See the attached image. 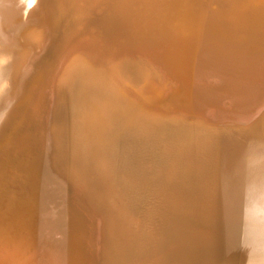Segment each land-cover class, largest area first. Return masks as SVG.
<instances>
[{
    "label": "bare ground",
    "instance_id": "6f19581e",
    "mask_svg": "<svg viewBox=\"0 0 264 264\" xmlns=\"http://www.w3.org/2000/svg\"><path fill=\"white\" fill-rule=\"evenodd\" d=\"M41 3L42 0H0V116L14 105L18 109H21L18 105L23 101L22 99L26 100L24 103L28 102V111H26L28 115H23L26 118L28 116V121H26V124L20 125L24 121L20 122L18 116L19 122H17L20 123V129L15 134L17 135V140L12 138L16 140L18 148L20 146L24 147V149L28 147V142L31 141V138L35 137L32 136L33 132L37 127V123H39L38 121L41 120L40 117L44 116L43 124L46 126L45 130H47L46 133L50 137L49 140L53 144L52 158L54 166L60 169V171L66 172L68 177L73 182L76 181L79 186L81 182L82 184L85 183L83 186L86 189L88 186L91 190L90 193L93 192L95 195L93 196L97 201V206L95 205L96 211L104 214L101 240L95 239L88 232L80 233L79 237L82 241L79 242L80 245L75 242L76 240L71 241V238L68 239L67 244L72 243L71 245L77 248V254L80 253L79 256H75V252L73 260L72 256L62 252H58L59 255L54 253L53 255L50 253L53 251H50V248H48L49 250H45L43 254L42 252L35 253L33 252L34 244L32 242V244L28 242L27 244L23 241V238L16 237L15 239L12 237L7 245L4 246L5 248L0 251V264H25L26 261L29 263V260H35L36 264H66L68 260L73 261V264H77L78 262L85 264L86 260L89 259L90 261L93 258L96 262L100 250L101 255H103L102 257H105L101 261V264H144L149 256L151 257L156 247L161 244L159 242L161 239L159 238L160 233L164 228L173 225L168 215V218L162 221L166 214V209L170 210V212L173 210V216L180 219L181 228L184 225V229L192 241L196 242V240H200L201 242L203 240L208 243H215L217 240H226L227 244H229L230 242L228 243V241L233 240H236L235 242L237 243V239L252 240V238H259L258 240H263L264 242V114H261L260 110L255 113L251 112L253 105H250L254 103L255 98L251 100V98H248V94L239 92L241 89L235 86L236 82L232 80L233 77H231L232 79L230 78L231 80L224 81L230 73L226 76L222 72H213L214 68L211 71H203V67H201L202 70L200 65L194 62V60L192 66L189 65V67L191 66L189 69L173 66L178 61L176 60V55L178 53L179 56L180 50H177V53L176 51L174 52L175 62L169 64V62H165V52L163 53L167 48L155 50L150 48V45V47L142 48L141 46L143 45L141 44L139 45L141 48H129L119 51V49H112V46L109 45V40L102 38L103 36L101 37L100 34L88 33L89 35L85 36L87 34L85 32L84 36L76 40L65 53L60 54L52 46V42L56 41L53 38L54 34H57L53 29L55 28L53 26L55 22L54 16H50L52 14L46 15L41 8ZM56 14L59 15L58 13ZM117 31L114 34H118L116 33ZM165 31L163 32L165 33ZM169 35L170 33L168 32ZM108 36L111 37V34ZM155 38L157 37L155 36ZM175 38L174 40H176ZM58 39L61 38L59 37ZM64 40L66 39L64 38ZM144 40H146V36ZM139 43L137 42L136 47ZM171 43H174V41ZM59 44L61 43L59 42ZM164 45L167 46L168 44ZM218 49L216 50L218 51ZM184 50L182 49V54ZM227 50L229 51L230 48ZM244 50L246 49L244 48ZM229 52L231 53V50ZM124 57L129 58V64L126 65L120 61ZM190 58L192 59V57ZM230 58H232L233 62L234 58ZM260 58L258 61H260ZM262 58L264 61L263 56ZM203 59H200V61ZM238 59V61H242L240 56H238ZM53 61L55 62L53 63ZM238 61L235 60V62ZM256 64L259 63L257 62ZM231 65L229 66L231 67ZM237 66H239V63ZM261 66L263 67H261L263 77L264 64ZM248 69L250 70V68ZM232 73L234 74V72ZM253 80L256 81L255 79ZM244 84L246 83L244 82ZM34 91H38L37 97H41L43 100L40 101L46 103L47 113L42 116V106L44 104L41 106L42 103H38L34 97L35 94L33 95L34 98L32 97ZM220 108L223 109L221 110ZM7 113L9 114V112ZM21 113L19 114L22 115ZM13 114L15 113L12 112ZM258 116L259 118H257ZM43 124L40 126L43 127ZM42 127L39 128L43 132L44 129ZM3 129L5 130V127ZM4 130L1 131L4 132ZM40 144L42 145V142ZM35 146L38 147V145ZM39 151L41 153L42 148ZM36 153L34 154L36 155ZM190 159L200 160V166L196 163L198 166V168L195 166L196 169L186 167L185 162L190 161ZM39 164L37 165L39 166ZM18 167V170H20V166ZM17 168H12V170L15 169L16 171ZM44 170L41 172H45ZM15 171L13 172L14 174ZM18 173L16 172V175ZM9 174L5 173L6 176ZM89 175H92L94 178L90 180L88 178ZM29 177L32 178V175H29ZM86 178L90 181H87ZM11 180L13 179L11 178ZM19 181L21 182V179ZM164 190L174 192L175 202H173L172 198L171 205L169 204L170 201L166 203L167 200L158 199V194L161 195L160 193H163ZM10 194H14L12 193V189ZM171 194L170 196H173V193ZM7 195L10 196L9 194ZM17 198L16 196L14 201ZM85 198L87 199V197ZM93 198L91 199L92 201ZM1 201L0 203H4ZM12 203L15 205L14 202H11L10 205ZM4 205L5 203L3 207ZM13 205H11L12 209ZM20 210L23 209L20 208ZM49 211L51 212V209ZM161 211L165 212V214ZM53 212L54 216L55 213H58L55 210ZM15 214L17 215V213ZM18 216L21 217L22 215ZM56 216L58 215L56 214ZM7 217L9 218V216ZM7 217L6 219H8ZM14 217L17 216L14 215ZM178 218L177 221L179 220ZM54 220H56V217ZM11 221L12 219H10V223ZM80 221L82 220L80 219ZM85 224L86 222H82L83 226ZM180 224H178L179 227L175 228H180ZM1 225L3 226V224ZM8 225L10 224L8 223ZM13 225L15 226V223ZM13 225H11V230L13 229ZM18 226L17 224L16 227ZM32 227L35 226L32 225ZM27 228L24 229L27 231ZM9 232L11 233V231ZM14 232H17V229ZM175 232L178 234V230ZM76 234L75 236H77ZM46 235L45 237L51 236L50 234ZM33 240L35 241L36 239ZM90 243L94 245L99 244L98 248L100 250L98 252L89 250ZM67 244L65 243V245ZM224 244L226 245L225 242ZM171 245L173 246V243ZM231 245L233 246V243ZM218 246L217 248L222 247ZM165 247L167 248L166 245ZM62 248L65 249L64 247ZM162 249L165 248L163 247ZM203 251L207 252L208 250L204 249ZM212 252H214L213 249ZM217 252H220L219 255L221 254L219 249ZM250 254L252 255V253ZM219 255L217 258H219ZM235 256H232L234 260ZM198 258L197 261L199 260ZM98 260L96 264L99 263ZM209 260L212 259L210 258ZM220 261L219 259V263ZM227 262L230 264L229 261ZM157 263L159 262L157 261Z\"/></svg>",
    "mask_w": 264,
    "mask_h": 264
},
{
    "label": "rangeland",
    "instance_id": "374dc122",
    "mask_svg": "<svg viewBox=\"0 0 264 264\" xmlns=\"http://www.w3.org/2000/svg\"><path fill=\"white\" fill-rule=\"evenodd\" d=\"M215 1L214 0H42L41 8H42L43 12L46 13V15L52 14L50 16H52V17L54 16L53 18H54L55 22L53 23V26L55 28H53V29L55 30L54 31L55 33L57 32V34L56 35L54 34L53 38H55L54 40H56V41L52 42L53 43L52 46H53V48L55 47V49L58 50L60 54L65 53V51H67V49L76 40H78L81 36H84L85 32L87 33V34H85V36L92 34V33L93 34H96V33L100 34L101 37L103 36L102 38H107V40H109L108 42H109V45L112 46V49H115V50L119 49V51H122L123 49L127 50L129 48H141V47L146 48V47H150V46H151L150 48L155 49V50L158 48H163V49L167 48V49H165L166 51H163V49H162V51H163V53L165 52V54H166V55L164 54L165 62L167 61V62H169V64H173L175 62V58H174L175 53L174 52L176 51V53H177L180 50L179 51L180 57L178 56V53L176 55V60H178L179 62L178 61L175 62L173 64V66L180 67L183 69H189V68H191V66L194 62H197V64L200 65V68L203 67L204 70L201 68L203 71H211L214 68V70H212L213 72L214 71L222 72L223 75H226V76L228 75V73H230L224 81L231 80L232 79L231 77H233L232 80H234L236 82V83L234 82L235 86L236 87L238 86L237 88L241 89L239 92H243L244 94L245 93L248 94V96H249L248 98L249 99L251 98V100H253L255 98L254 103L250 105V106H252V105L254 106V108L252 106L251 112L255 113V112L260 110L261 114H264V103H263V101H264V76L262 77V71H261V69L263 68L261 65L264 64V61L262 58V56L264 57V0H215ZM56 13H58L59 15H57ZM178 14H180V15H178ZM60 23H62V24H60ZM59 26H61V27L57 28ZM97 29L100 31H98ZM58 31H60V32H58ZM87 31H89V32H87ZM92 31H94V32H92ZM115 31H117L116 33H118V34H114ZM163 31H165V33ZM145 32H147V33H145ZM168 32L170 33L171 36L170 35L168 36ZM61 33L66 40H64ZM139 33H140V35H139ZM110 34H111V37L112 38L114 37L115 39L114 38L112 39L110 36H108ZM113 34H114V36H113ZM124 35H127V36H124ZM131 35H134V36H131ZM135 35L137 38L135 37ZM164 35H165V37H164ZM145 36H146L147 41L144 40ZM155 36L157 38H155ZM166 36H167V38H166ZM253 36L256 39H254ZM59 37L61 39H58ZM109 37L111 40L108 39ZM124 37H126V38H124ZM174 37H176L175 38L176 40H174ZM62 38H63V40H62ZM132 38L138 39V40H134ZM159 38H161V39H159ZM164 38H166L167 40ZM127 39L130 41L128 42ZM218 39H219V41H218ZM60 40H62V41H60ZM150 40H151V42H150ZM169 40H170V42H169ZM136 41L140 42L137 47H136V45H137ZM160 41H161V43H160ZM173 41H174V43H171ZM59 42L61 44H59ZM162 42H164V43H162ZM182 42H184L185 44ZM188 42L190 45L188 44ZM144 43H145V45L146 44L147 45L145 46ZM178 43H179V45L177 46ZM225 43H227V44L225 45ZM234 43H235V45H234ZM241 43H243V44H241ZM244 43H245V45H244ZM141 44L143 46L139 47V45H141ZM164 44H168V45L166 46ZM173 45H174V48H173ZM186 45H188V46H186ZM239 45H241V46H239ZM190 46H192V47H190ZM199 47H200V49H199ZM232 47H233V49H232ZM239 47H241V48H239ZM228 48H230L231 53L229 52L230 50L229 51L227 50ZM244 48L246 50H244ZM247 48H248V50H247ZM182 49L183 50L185 49L183 51L184 55L181 53ZM216 49H218L219 52ZM232 50H233V53H232ZM243 51L245 54L243 53ZM247 51H249V52H247ZM168 52H172V53H168ZM199 52H201V53H199ZM227 52H228V56H227ZM206 53H208V54H206ZM200 54H201V56H200ZM248 55H249V57H248ZM166 56H169V57L166 58ZM199 56L200 57L205 56L206 58L203 57L204 58L203 59V58H200ZM238 56H240V58H242V61L241 60L238 61L239 60ZM245 56L247 57V59H245L246 58ZM190 57H192V59ZM209 57H210V59H209ZM223 57H226V58L223 59ZM230 57L234 58L233 62L231 60L232 58H230ZM248 58H249V61H248L249 63L247 62ZM259 58H260L261 62L258 61ZM128 59L129 58L124 57L120 61L127 65V64H129ZM170 59H171L172 63H171ZM200 59H203L204 61L203 60L200 61ZM208 59H209V61H208ZM193 60H194V62H193ZM221 60H222V62L220 63ZM225 60L227 61L226 62L227 64L225 63ZM235 60L238 62H235ZM228 61H229V63H228ZM54 62L55 61H53V63ZM209 62H210V64H209ZM242 62L243 63L246 62V63L244 65H242L243 64ZM257 62L259 64H256ZM183 63L186 65H184ZM238 63H239V66H237ZM203 64H204V66H203ZM189 65H191V66L189 67ZM229 65H231V67ZM209 66H211V67H209ZM213 66H215V67H213ZM216 67H217V69L215 70ZM247 67L250 68V70ZM235 68H237V69H235ZM244 68H247V69H244ZM232 70H235V71H232ZM231 71L234 72L235 75ZM242 71H244V72L242 73ZM228 77H229V79H228ZM248 78H249V80H247ZM239 79H240V82H239ZM253 79H255L256 81H254ZM241 82H243V83H241ZM244 82L246 84H244ZM251 82H252V84H251ZM211 88H213V87H211ZM37 92L38 91H34L32 94V97L35 94L34 97L37 99L38 103L41 102L42 103L41 106L44 104V106H42V108H43L42 109L43 113L41 114V116H42V115L47 113L46 112V106H45L46 103H43L44 101H40L43 99H41V97L40 98L37 97L38 95H36V94H39ZM176 96H178V95H176ZM22 100L23 101L21 103H19L20 105H18L19 108H21V109H18L17 106L14 105L16 107L12 106L11 108H13V109L10 108L11 111H9L10 110L9 109L8 111H5L3 113L4 116H3V114L0 116V171H3V172H0V183L3 184V185L0 184L1 185L0 186L1 187L0 199L2 200V201L1 200L0 201L5 203L4 207H3L4 203H0V205L2 204L0 207L1 208L0 209V214H1L0 215V251H1V249L5 248L4 246L7 245V243L12 239V237L15 239H16V237H20V238H23V241H25L26 243L28 242L30 244H32V243L34 244L33 252H35V253L42 252V254H43V252L45 250H49L48 248H50V251L51 250L54 251V252L51 251L50 253H52V254L54 253L56 255H59L60 252H62L64 254H69L70 256H72V258L74 260L75 256H77V255L79 256L80 253L77 254L78 253L77 248L74 245H71L72 243L67 244V240L71 238V241L76 240L75 242H77V244L80 245L79 242H82V241H81L79 236H80V233H84V232L85 233L88 232L91 234V236L95 237V239L101 240L100 238H101V231H102V220L104 218V214L96 211L95 205L97 206V204H96L97 201L95 200V197H94L95 195L93 192L90 193L91 190L88 188V186H87V189L83 186V184H85V183L82 184V182H81L80 186H79V184L76 183V181L73 182V180H71L68 177L66 172L60 171V169H57V167L54 166V163H53L54 160L52 158V152L54 149H53V144H52L51 140H49L50 137L46 133V131H47V130H45L46 126H45V124H43L44 123V116L40 117L41 120L39 119L40 121H38L40 124L37 123L38 128L36 127L35 131L33 132L32 136H35V137H33L35 140L33 138H31V141L28 142L29 145L26 149H24V147H20V146L18 148V145H16L17 135H15V134L20 129L19 128L20 125H23L24 123L26 124V121H28L27 120L28 116H27V118L25 117L26 115H28L27 114L28 112L26 113V111H28V102H26L27 103V106H26V103H24L26 100L25 99H22ZM251 100H250V102H251ZM21 106H23V107H21ZM25 108H26V110L24 111ZM220 109L222 110L223 108H220ZM255 109H257V110H255ZM7 112H9L10 115ZM12 112H14L15 114L12 115ZM20 112H22L21 113L22 115L19 114ZM24 114H25V116H23ZM18 116H19L20 122H22V120L24 121L23 123H21V124L18 123L19 122V120L17 119ZM257 118H259V116ZM257 118H255V120H257ZM15 119H17V120H15ZM16 122H17V124H16ZM41 124H43L44 128L42 126H40ZM3 126L5 127V130L3 129L4 128ZM17 126H18V128H16ZM39 127L40 128L42 127V129H44L43 132ZM6 129H8V130H6ZM1 130L2 131L4 130V132H2ZM7 133H9V134L7 135ZM38 133H40V134H38ZM37 135L39 136L38 138H37ZM12 136H14V137H12ZM12 138L16 139V140H13ZM39 138H41V139H39ZM36 139H37V141H36ZM38 141H39V144L42 142V145L40 144L41 146L38 144ZM30 144H31V146H30ZM44 144H46V145H44ZM32 145H34V146H32ZM35 145H38V147L40 146L42 148L41 153L39 151V150H41V148L40 147L38 148ZM29 147H31V148H29ZM32 147H33V149H32ZM32 150H34V151H32ZM35 152H37L36 155H39L40 157L36 156L34 154ZM38 153H40L41 155ZM7 155H8V157H7ZM19 156H20V158H19ZM41 156H43V157H41ZM41 158H45V159H41ZM1 160H2V163H1ZM40 160L42 161L41 163H40ZM14 161H15V163H14ZM200 162H201L200 160L190 159V161L185 162V166L188 168L194 169L195 166H197L196 163L199 164ZM12 163L14 166L12 165ZM18 163H20V164H18ZM22 163L24 166L22 165ZM192 163H195V164H192ZM9 164H10V166H8ZM37 164H39V166ZM17 166H20V170H18L19 167L17 168ZM40 166H42L43 168ZM191 166H193V167H191ZM198 166H200V164ZM198 166H197V168H198ZM12 168H17V169L15 171V169L12 170ZM36 168H37V170H36ZM44 168H46V170H44ZM4 169H5V171H4ZM17 170L19 171V173ZM24 170H25V172H24ZM43 170L45 172H41ZM14 171H15V174L13 173ZM16 172L18 173L17 175H16ZM5 173L6 174L10 173L9 175H11V176H9V175L6 176ZM24 173H25V175H24ZM29 175H32V178H30L31 176L29 177ZM38 175L41 177H39ZM45 175H46V177H45ZM14 176H16V177H14ZM42 176H43V178H42ZM27 177H28V179H27ZM11 178L13 180H11ZM25 178H26V180H25ZM88 178L91 180L94 177L92 175H89ZM2 179H3V182H2ZM19 179H21V182L19 181ZM89 179L86 178L87 181ZM41 180H43V181H41ZM16 181H17V184H16ZM9 182H10V184H9ZM183 182H185V181H183ZM173 183H174V181H173ZM13 186H15V187H13ZM2 188H4V189H2ZM11 189H12V193H14L13 195L10 194ZM77 189H79V190H77ZM8 190H10V191H8ZM13 190H15V191L13 192ZM4 191H5V194H4ZM84 191H85V193H84ZM59 192H60V194H59ZM69 192H71V193H69ZM171 193H173V196H170V195H172ZM7 194H9L10 196H8ZM88 194H92V195H88ZM160 194L161 195L158 194V197H159L158 199H160V200L165 199V200H167L166 203H169V201H170V203H169L170 205H171V199L172 198L174 200L173 202H175L174 192L164 190L163 193H160ZM1 196H3L2 197L3 199L1 198ZM12 196H13V198H12ZM16 196L18 198L14 201V198H16ZM81 196H83V197H81ZM89 196L90 197L92 196V197L90 198ZM9 197H10V199H9ZM85 197H87V199ZM92 198H93L94 202L91 200ZM19 199H20V201H19ZM66 199H67V201H66ZM11 202L15 203V205H13V203L11 204L14 206L13 209H12V206L10 205ZM6 203L8 206L6 205ZM7 207H9V209H7ZM19 207L22 208L23 210H20ZM18 209H19V211H18ZM50 209H51V212L49 211ZM168 209H170V208L168 207ZM54 210L56 212H58V213H55V216L53 215ZM3 211L6 215L3 213ZM23 212L25 215L23 214ZM35 212H36V214H35ZM15 213H17V215ZM162 213L165 214V212H162ZM12 214H14L17 217H14V215H12ZM56 214L58 216H56ZM18 215H20V216L22 215V216L19 217ZM35 215H36V217H35ZM167 215L170 217V221L173 222V225L171 227L165 226L167 228H164L163 231L160 233L161 235H159V238H161V239L159 240V242L161 244H159L158 247H160V246L161 247L160 248L156 247L155 251L151 254V257L149 256L148 260L145 262L146 264H194V263L204 264V262H205V264H212V263L217 264V262H218V264H220L222 262H223L222 264H227L228 263L227 261H229L230 264H243L244 261H245L244 264H264V259H263L264 258V256H263V254H264V252H263L264 251V242H263V240H258L259 238H255V239L252 238V240H242V239L239 240V239H237V243L235 242L236 240H233L234 242L228 241V243L230 242L229 244H227L226 240H217V242H215V243H208V242H205L203 240H201V242H200V240L199 241L196 240V242H197L196 243L195 241H192L189 239L190 236L187 235L188 233H186V231L184 229V225H182L183 229L181 228L180 219L176 216H173V210H171V212H170V210L166 209V214L164 215V218L162 219V221H164L165 218H168ZM5 216L6 217L9 216V218H10V216H12L10 218V219H12L11 223H10V219L8 217H7L8 219H6ZM55 217H56V220H54ZM98 217H99V219H98ZM171 217H172V219H171ZM20 218H21V220H24V219L25 220L21 221ZM177 218L179 219L178 221H177ZM80 219L82 221H80ZM1 220H2V222H1ZM6 220L8 221V223L10 225L7 226L8 223ZM15 221H17V222H15ZM18 221H20V222H18ZM22 222H23V224H22ZM82 222H86V224L83 226ZM177 222H178V224H180V228H178V229L175 228V227H179ZM14 223H15V226L13 225ZM1 224H3V226ZM17 224L19 225L18 227H20V228L16 227ZM11 225H13L12 230H11ZM21 225H22V227H21ZM27 225L29 226L28 228H27ZM32 225H34L35 227H32ZM39 226H40V228H39ZM14 227L17 229V232H14V230L16 231V229ZM24 228L25 229L27 228V231ZM169 228H172V229H169ZM168 229L171 231H169ZM177 230H178V234H177V232H175ZM9 231H11V233ZM28 231H30V232H28ZM48 231H49V233H48ZM74 231H76V232H74ZM164 231H166V232H164ZM180 231H182L184 233L182 234ZM65 232H66V234H65ZM167 232L169 233L170 236L168 235ZM5 233H7V235H5ZM75 233H77L76 234L77 236H75ZM44 234L45 235L50 234L51 236L49 237L48 235H46L48 237H45ZM32 235H33V237H32ZM27 237L30 239H28ZM34 237H36V238H34ZM43 237L45 238V240H43L44 239ZM172 237H174V238H172ZM184 237H187V238H184ZM33 239H36V240L34 241ZM52 239H54V240H52ZM254 240H256V241L254 242ZM51 241L52 242L54 241V242L52 243ZM161 241H163V242H161ZM58 242H59V245H58ZM63 242H64V244H63ZM219 242H220V244H219ZM224 242L226 243V245L224 244ZM245 242H247V243H245ZM50 243H52V244L50 245ZM54 243H55V245H54ZM65 243L67 245H65ZM166 243L167 244L169 243V245H167ZM172 243H173V246L171 245ZM232 243H233V246L231 245ZM253 243H254V245H253ZM178 244L181 246H179ZM193 244H195V246H193ZM202 244H204V245H202ZM165 245L167 246V248L165 247ZM177 245H178V247H177ZM218 245L222 246V247H219ZM217 246L219 248H217ZM56 247H57V249H56ZM62 247H64L66 250L63 249ZM98 247H99V244L94 245L93 243H90L89 250H92V251L95 250L93 252H98V250H100ZM163 247L165 249H162ZM169 247H170V249H169ZM171 248H172V250H171ZM203 248L208 250L207 251L208 253L206 251L204 252ZM207 248H210V249H207ZM226 248H227V250H226ZM230 248H232V249H230ZM236 248H238V249H236ZM69 249H71V250H69ZM194 249H196V250H194ZM212 249L215 253L212 252ZM218 249H219V251H221L220 255H219L220 252H217ZM157 250L158 251L160 250L162 253L160 254V251L158 252ZM164 250H165V252H164ZM199 250H201L202 252ZM192 251H194V252H192ZM229 251H231V252H229ZM163 252H164V254H163ZM166 252H168L169 254ZM209 252L213 253L214 255L210 254ZM74 253H75V256H74ZM250 253H252V255ZM69 255H67V256H69ZM165 255L166 256L169 255L168 256L169 258L166 257ZM218 255H219V258H217ZM234 255H236L235 256L236 261L233 258ZM102 256L103 255H101V250H100L98 252L97 260L100 257L101 258H100V260H98V262H99L98 264H101V261L104 260L105 257H102ZM157 256H158V258H157ZM196 256H197V258L200 257L198 259L200 261L202 259V261L200 262L198 260L199 261V263H198ZM206 256H208L207 258H209V259L211 258L212 260L207 259ZM209 256H213V257H209ZM247 256H250V257H247ZM164 257H165V260H164ZM231 257H232V259H230ZM244 258H245V260H244ZM249 258H251L252 261H250L251 259H249ZM93 259H90V261H89V259L86 260L85 264L94 263L95 259L94 260ZM166 259H167V261H166ZM219 259L221 260L220 263H219ZM76 260H78V259L76 258ZM91 260H93V261H91ZM97 260H96V262H97ZM168 260H169V262H168ZM174 260H176V261H174ZM203 260H204V262H203ZM157 261L159 263H157ZM208 261H210V262L208 263ZM234 261H235V263H234ZM240 261H243V262L240 263ZM96 262L94 264H96ZM247 262H249V263H247ZM25 264H36V262H35V260H29V263H27V261H26ZM66 264H73V261L68 260V262ZM77 264H80V263L78 262Z\"/></svg>",
    "mask_w": 264,
    "mask_h": 264
}]
</instances>
